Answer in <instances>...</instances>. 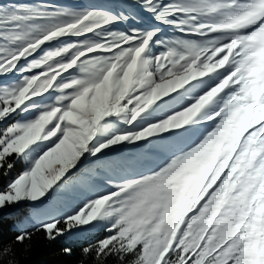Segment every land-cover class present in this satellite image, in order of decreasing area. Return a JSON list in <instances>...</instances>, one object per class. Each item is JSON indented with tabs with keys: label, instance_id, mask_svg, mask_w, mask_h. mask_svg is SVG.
<instances>
[{
	"label": "snow or ice",
	"instance_id": "snow-or-ice-1",
	"mask_svg": "<svg viewBox=\"0 0 264 264\" xmlns=\"http://www.w3.org/2000/svg\"><path fill=\"white\" fill-rule=\"evenodd\" d=\"M37 233L264 264V0H0V264Z\"/></svg>",
	"mask_w": 264,
	"mask_h": 264
},
{
	"label": "trees",
	"instance_id": "trees-1",
	"mask_svg": "<svg viewBox=\"0 0 264 264\" xmlns=\"http://www.w3.org/2000/svg\"><path fill=\"white\" fill-rule=\"evenodd\" d=\"M15 235L14 232L5 230L4 242L7 243ZM32 249L26 256L18 257L21 264H76L80 259L79 249L82 239L67 240L61 239L54 243H49L44 239L43 233H37L32 238ZM65 246H71L74 249L72 257H65L60 253V249ZM18 248L20 246H17Z\"/></svg>",
	"mask_w": 264,
	"mask_h": 264
},
{
	"label": "rangeland",
	"instance_id": "rangeland-1",
	"mask_svg": "<svg viewBox=\"0 0 264 264\" xmlns=\"http://www.w3.org/2000/svg\"><path fill=\"white\" fill-rule=\"evenodd\" d=\"M81 237L79 236H71V237H66L65 239L67 240H77V239H80Z\"/></svg>",
	"mask_w": 264,
	"mask_h": 264
}]
</instances>
